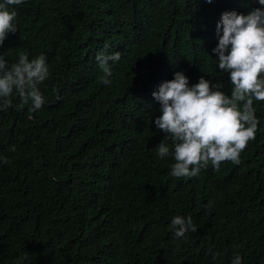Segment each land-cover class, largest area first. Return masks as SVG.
I'll return each mask as SVG.
<instances>
[{
    "label": "trees",
    "instance_id": "1",
    "mask_svg": "<svg viewBox=\"0 0 264 264\" xmlns=\"http://www.w3.org/2000/svg\"><path fill=\"white\" fill-rule=\"evenodd\" d=\"M2 2V0H0ZM250 0H25L0 47L9 65L43 54L44 105L0 110V264H264V102L238 165L170 176L152 93L183 72L231 95L213 48L224 12ZM109 44L104 85L96 55ZM215 90V89H214ZM197 226L176 238L174 217Z\"/></svg>",
    "mask_w": 264,
    "mask_h": 264
},
{
    "label": "clouds",
    "instance_id": "2",
    "mask_svg": "<svg viewBox=\"0 0 264 264\" xmlns=\"http://www.w3.org/2000/svg\"><path fill=\"white\" fill-rule=\"evenodd\" d=\"M24 3L25 0L0 2V47L10 33L18 31L17 12L12 6ZM250 3L261 7L252 8L247 15L226 11L216 25L218 44L212 51L219 70L230 74V96L203 76L189 86L183 72H176L173 79L162 82L158 91L152 93L162 113L154 123L164 133L157 145V155L161 159L170 155V141L175 159L172 177L193 178L209 165L216 171L222 163L238 165L241 153L256 138L259 119L254 101L264 102V0ZM108 48L105 43L95 58L102 72L99 80L106 86L111 84L109 62L121 59L119 52L109 54ZM5 56L0 53V110L13 107L14 97H18V109L28 105L30 113L41 109L44 97L39 86L50 77L46 57L41 54L30 60L28 53L22 52L18 62L9 65ZM0 162L7 164L9 160L0 156ZM170 228L176 238L197 231L191 216L174 217ZM26 258V254L19 257L20 264ZM232 264H242L239 254Z\"/></svg>",
    "mask_w": 264,
    "mask_h": 264
}]
</instances>
